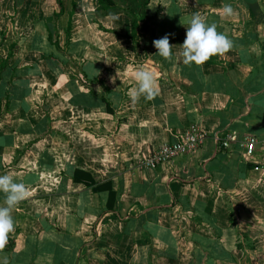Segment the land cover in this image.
Returning <instances> with one entry per match:
<instances>
[{"label":"crops","instance_id":"crops-1","mask_svg":"<svg viewBox=\"0 0 264 264\" xmlns=\"http://www.w3.org/2000/svg\"><path fill=\"white\" fill-rule=\"evenodd\" d=\"M61 1L60 13L56 0H0L1 55L17 41L0 79V175L30 192L12 210L0 264H264V0H151L135 41L126 13ZM225 5L233 14L222 17ZM71 11V43L61 51L46 25L59 13L54 39L65 48ZM193 14L233 42L201 66L179 55ZM165 34L171 61L152 43ZM142 66L157 74L159 91L133 103L132 73ZM49 88L59 101L45 97ZM191 126L207 134L202 145L144 166ZM249 135L258 139L251 161L242 146ZM76 170L113 182L115 212L105 211L107 192L73 180Z\"/></svg>","mask_w":264,"mask_h":264},{"label":"clouds","instance_id":"clouds-1","mask_svg":"<svg viewBox=\"0 0 264 264\" xmlns=\"http://www.w3.org/2000/svg\"><path fill=\"white\" fill-rule=\"evenodd\" d=\"M232 14L233 9L230 5H225L221 10L222 17ZM186 27V38L179 53L185 65L195 63L197 66H201L212 56H223L233 47L232 40L225 33L217 30L216 23L209 24L199 14H193L188 19ZM169 35L165 34L162 38L153 40L152 43L158 50V55L171 61L173 45L170 43ZM132 76L137 87L131 88L128 95L133 103H136L141 95H144L146 99H152L158 94L157 74L147 66L136 69ZM112 82L115 83L114 77ZM0 192L5 194V206H0V250H3L9 234L15 230L12 210L26 199L30 192L24 183L18 182L9 174L0 175ZM5 264H7L6 261Z\"/></svg>","mask_w":264,"mask_h":264},{"label":"trees","instance_id":"trees-1","mask_svg":"<svg viewBox=\"0 0 264 264\" xmlns=\"http://www.w3.org/2000/svg\"><path fill=\"white\" fill-rule=\"evenodd\" d=\"M61 8L60 13L63 12V4L61 0H56ZM99 4L97 7V12L96 14L98 15H105V14H114V13H126L128 16H130L132 20V34L129 36L133 41H135V37L137 34V29L139 27V22L143 21L147 18L148 16V8H149V3L151 0H96ZM75 6V4H74ZM17 6L15 5V10L17 11ZM17 13V12H16ZM59 13H54V22L52 24H47L46 28L48 30V39L49 41L54 44L58 50H66L68 46L71 43V30H72V14L73 11L70 12V19L68 21V25L65 29L66 35H67V40L65 43V48H62L59 44L58 39H54V36L58 34L57 28H56V16ZM13 19V18H12ZM14 20V19H13ZM102 29H104L101 26ZM2 31V30H1ZM2 40L5 38V32L2 31ZM117 34H119L117 32ZM1 44V43H0ZM17 44V41L12 42L9 45V50L8 54L4 57L0 53V79L3 70L7 67L10 58L13 56V50ZM52 59L59 61L60 58L51 55ZM103 83V82H102ZM105 92L109 93V89L105 88ZM105 93V94H106ZM105 94H101V99L106 105V110L107 112L114 114L115 109L112 106V101L109 99V97ZM9 98L8 96L5 99V104H4V112H7L9 110ZM2 107V103H0V108ZM3 112V113H4ZM24 152L23 149L18 150V155L22 154ZM18 157V156H17ZM75 176L73 177V180L78 182H88L87 185L91 187L94 192H102L105 191L108 193L106 203H105V211H111L115 212L116 209V203L119 200V192L118 190L113 188V182L111 180L106 181L104 183H97L91 173L83 171V170H76ZM174 263V262H172Z\"/></svg>","mask_w":264,"mask_h":264},{"label":"built area","instance_id":"built-area-1","mask_svg":"<svg viewBox=\"0 0 264 264\" xmlns=\"http://www.w3.org/2000/svg\"><path fill=\"white\" fill-rule=\"evenodd\" d=\"M206 137L207 134L203 130L197 126H191L186 131L181 132L179 139H177L175 142L161 144L157 148H154L153 151L148 154V156L142 159V163L144 166L155 167L176 157L191 153L203 144ZM243 142L244 143L242 146L245 147L244 156L246 160L251 161L252 155L257 148L258 139L255 135H249L243 140ZM224 144L227 145L228 142H224ZM261 146L264 148V142ZM258 168L259 166H256V169ZM10 244L11 236L9 234L7 244L3 250L7 249ZM3 250H0V252Z\"/></svg>","mask_w":264,"mask_h":264},{"label":"rangeland","instance_id":"rangeland-1","mask_svg":"<svg viewBox=\"0 0 264 264\" xmlns=\"http://www.w3.org/2000/svg\"><path fill=\"white\" fill-rule=\"evenodd\" d=\"M11 16H12V15H8V17H9L10 19L7 18V20H6L7 23H9V25L12 24V23L14 22V20L11 18ZM14 17H15V16H14ZM3 18H4V17H1V19H3ZM1 21L3 22V20H1ZM0 24H2V23H0ZM7 27H8V25H7ZM93 28L95 29V27H92L91 29L93 30ZM92 30H91V32H92ZM64 77H65V76H64ZM64 77H63V78H64ZM66 77L68 78V77H69V74H66ZM66 77H65V78H66ZM64 80H65V79H64ZM63 88H64V87H63ZM48 92H49V95L45 94V97L48 98V100L54 98L55 96H57V97H58V101H59V99H60V94H57L56 92L52 93V92H53V89H51V88H49V91H48ZM63 93H64L63 95L67 96V95L65 94L66 92H63ZM57 103H58V102H57ZM57 103H56V104H57ZM57 105H58V104H57ZM57 105H56L55 107H57ZM63 105H64V104H63ZM65 106H66V105H65ZM61 107H63V106L61 105ZM61 107H59V108H61ZM94 157H95V158H99L98 156H94ZM118 166H119V165H116L115 168L117 169ZM109 169H110V168H109ZM116 169H113V170H116ZM111 171H112V169H111ZM93 222H94V221H93ZM93 222H92V223H93ZM92 223H91L90 225H92V231H93L94 228H95V226H94L95 223H93V224H92ZM162 262H164V260H163ZM144 264H158V262L156 261L155 263H153V262L150 261L149 263L146 262V263H144ZM170 264H176V263H175V262H174V263H171V262H170Z\"/></svg>","mask_w":264,"mask_h":264}]
</instances>
